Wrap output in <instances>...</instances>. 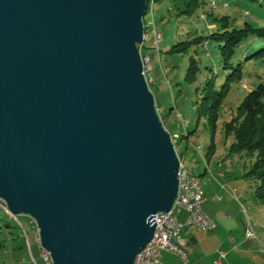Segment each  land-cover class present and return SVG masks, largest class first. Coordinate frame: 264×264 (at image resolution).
Returning <instances> with one entry per match:
<instances>
[{
    "label": "water",
    "instance_id": "95a60500",
    "mask_svg": "<svg viewBox=\"0 0 264 264\" xmlns=\"http://www.w3.org/2000/svg\"><path fill=\"white\" fill-rule=\"evenodd\" d=\"M149 0H0V199L54 264H133L180 158L139 44Z\"/></svg>",
    "mask_w": 264,
    "mask_h": 264
},
{
    "label": "rangeland",
    "instance_id": "374dc122",
    "mask_svg": "<svg viewBox=\"0 0 264 264\" xmlns=\"http://www.w3.org/2000/svg\"><path fill=\"white\" fill-rule=\"evenodd\" d=\"M222 16H227L230 26L235 28L245 22L254 27L264 26V0H150L143 16L147 27L143 42L145 46L140 52L141 55L148 54L150 58L149 87L155 101L165 105V111L159 115L165 129L179 135L174 146L181 164L194 174L203 171L205 161L200 153L206 151L210 143L208 114L213 99L207 95L211 93L216 96V91H220L227 82L228 91L217 107L214 133L215 146L224 147L234 139L233 134L226 131L225 123L236 115L237 107L248 91L264 82V54H254L264 47L262 37L250 35L241 41L228 60L230 65L224 68L218 42L209 38L210 34L222 27L219 20ZM151 20L162 34L158 46L163 59L152 44ZM198 36H209L207 48L195 40ZM173 47L180 49L173 51ZM192 62L195 69L190 72ZM238 63L241 67L240 77L229 79L227 76L232 71L229 66L234 67ZM151 78L155 82L151 83ZM207 80H211V86L206 84ZM162 111L161 107L159 114ZM186 132H189L188 137L185 136ZM247 163L246 159H242V165ZM243 192L246 193L242 196L236 192L239 211H244L237 215L236 222L241 224V219L244 220L248 213L254 229L253 238L256 237L255 241L264 247V239L260 237L261 234L264 236V205L254 195V181L248 179ZM16 217L0 209V222L7 223L6 231L0 226V241L4 243L0 250V264H34L31 254L37 264H45L37 249L35 221L26 214ZM18 221L24 226L28 241L20 233Z\"/></svg>",
    "mask_w": 264,
    "mask_h": 264
},
{
    "label": "crops",
    "instance_id": "0c3cea01",
    "mask_svg": "<svg viewBox=\"0 0 264 264\" xmlns=\"http://www.w3.org/2000/svg\"><path fill=\"white\" fill-rule=\"evenodd\" d=\"M153 82L155 81L151 78V83ZM158 103L163 107L162 114L165 105L160 101ZM185 136L189 135L185 134ZM230 145L215 146L212 150L201 152L200 156L205 161V166L200 174H195L201 178L206 196L202 207L214 220L215 227L198 230L192 225H183L180 234L185 240L188 259L183 261L174 253L162 251L159 259L164 264H264V247H260L258 241H255L254 232H251L250 239L245 236L246 224L248 221L251 222L248 213L245 214L244 220L241 219V224L236 222L237 215L244 211H239L237 193L234 197L231 191L235 189L242 196L246 193L243 192V187L248 179L244 177L246 166L241 164L244 158L240 153L231 151ZM195 148L199 149L198 146ZM177 216L183 221L186 213L181 211ZM260 237L264 239L263 234ZM37 239L38 236L36 242L40 255ZM218 250L225 252L219 263H217Z\"/></svg>",
    "mask_w": 264,
    "mask_h": 264
},
{
    "label": "trees",
    "instance_id": "16d2710c",
    "mask_svg": "<svg viewBox=\"0 0 264 264\" xmlns=\"http://www.w3.org/2000/svg\"><path fill=\"white\" fill-rule=\"evenodd\" d=\"M152 1L154 2L157 0ZM219 20L221 21L222 26L220 29H217V31L210 34V37L198 36L195 38V40L199 41L203 47L205 46V48H207L208 45H205V42H208V37L217 40L222 59L224 61V68L230 65L228 60L232 56L234 48L241 41L245 40L250 35L262 37L264 39V26L254 27L250 23L245 22L241 27L235 28L230 26L227 16H222L219 18ZM146 27L147 26L145 25V29ZM144 46L142 43L140 49ZM175 46L176 45H174V47ZM179 49L174 48L172 50L174 51ZM254 54H264V47ZM158 55L160 54L158 53ZM193 63L194 62H192L189 67L190 72H193L195 69ZM229 67L232 68V71L227 77L229 79L239 78L241 74L240 64L238 63L234 67ZM206 84L211 86V80H207ZM227 91L228 85L226 82L224 85H222L220 91H216V96L212 95L211 93L207 95L208 98L212 97L213 99L208 114V123L210 126V143L208 145V149L211 150L215 147L214 133L218 117L217 107L222 102ZM156 105L162 107L158 101H156ZM159 115H161V113ZM225 128L227 132H231L234 136L233 142L230 145L231 151L240 153L242 157L248 161L247 165H245L246 171L244 173V177L254 181V195L264 205V82L258 83L253 89L248 91V93L238 105L236 115L225 123ZM188 134L189 132H186V135ZM0 226L6 231L7 223L4 224L0 222ZM20 233L22 234L21 230ZM7 239L10 245L11 240L8 234ZM3 246L4 243L0 241V250Z\"/></svg>",
    "mask_w": 264,
    "mask_h": 264
},
{
    "label": "built area",
    "instance_id": "2783aa9c",
    "mask_svg": "<svg viewBox=\"0 0 264 264\" xmlns=\"http://www.w3.org/2000/svg\"><path fill=\"white\" fill-rule=\"evenodd\" d=\"M246 13V11H245ZM152 35H154V49L158 50V53L162 55L159 49V43L161 41V34L156 33L155 25L151 20ZM207 45V42H205ZM143 63V73L150 81V62L149 55H141ZM161 107L156 105V110L159 114ZM180 117V115H179ZM181 123L183 121L181 120ZM171 140H174V132L170 133ZM178 192L173 202V205L168 212L157 213L152 217V222L155 224L153 236L147 245L137 254L133 264H164L160 259V253L162 251H168L178 255L183 261H187L188 255L185 249V240L182 238L180 231L183 225H192L198 230L212 229L215 227L214 220L204 211L202 204L206 200L202 182L195 181V174L190 169L181 164L178 170ZM231 194L235 197L236 190L232 189ZM0 209L10 213L3 200L0 199ZM184 211L186 213L183 221L179 220L177 213ZM10 215H12L10 213ZM13 216V215H12ZM16 217V216H14ZM17 219V217H16ZM35 226V225H34ZM19 227L27 240V233L24 226L19 221ZM253 225L250 221L247 222L245 227V236L251 238V232H253ZM39 242V239H37ZM40 246V255L45 264H54L49 253ZM220 259L225 256V252L218 250ZM32 261L36 263V260L31 255Z\"/></svg>",
    "mask_w": 264,
    "mask_h": 264
},
{
    "label": "bare ground",
    "instance_id": "6f19581e",
    "mask_svg": "<svg viewBox=\"0 0 264 264\" xmlns=\"http://www.w3.org/2000/svg\"><path fill=\"white\" fill-rule=\"evenodd\" d=\"M246 13H248V12H246ZM156 33H157V34H161V33H159L157 30H156ZM161 38H162V36H161ZM143 41H144V40H143ZM142 43H143V42H142ZM142 43L139 44L140 47H141ZM152 44H153V46H154V35H153V41H152ZM140 47H139V50H140ZM140 53H141V52H140ZM149 62H150V58H149ZM177 138H178V134H177V133H174V140H172L173 144L175 143V141H176ZM195 181H196V182H202L201 178H200L199 176H196V175H195Z\"/></svg>",
    "mask_w": 264,
    "mask_h": 264
}]
</instances>
